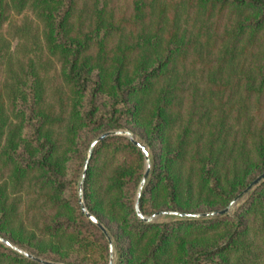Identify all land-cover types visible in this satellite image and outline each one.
<instances>
[{"label":"trees","instance_id":"1","mask_svg":"<svg viewBox=\"0 0 264 264\" xmlns=\"http://www.w3.org/2000/svg\"><path fill=\"white\" fill-rule=\"evenodd\" d=\"M27 1L69 109L45 103L31 62L6 96L0 43V162L14 185L35 181L45 210L36 231L10 229L18 204L1 186L0 237L52 262L108 264V241L82 214L76 187L92 139L110 129L137 133L151 151L144 216L222 210L264 173V0H0V28L11 2ZM248 52L258 60L238 79L230 115L188 94L194 57L230 77ZM143 172L141 151L124 137L99 143L88 163L84 203L114 241L113 264H264V180L233 216L145 223L135 212ZM0 264L40 263L0 244Z\"/></svg>","mask_w":264,"mask_h":264},{"label":"rangeland","instance_id":"2","mask_svg":"<svg viewBox=\"0 0 264 264\" xmlns=\"http://www.w3.org/2000/svg\"><path fill=\"white\" fill-rule=\"evenodd\" d=\"M0 43H2V46L4 48V56H3V59H1V67L3 70L2 74H3L4 94L7 96L11 92L12 84H13L12 83L13 77L19 74V71L22 67L26 66L28 63L31 62L34 64L36 68L35 70L36 73H38L41 77L43 88L45 87V93H46L45 103L48 104V106L52 109V111H58L60 109L62 110L63 115H66L69 109V93H68V90L64 82L62 81V78L59 75V66H58L57 60L51 57L50 55H48L45 50L44 40H43V24L37 18L36 13L31 10L29 1H27L26 3L20 2L18 4L16 3L14 4L13 2H11L9 9H8L7 20L5 21L3 26L0 28ZM263 45L264 44H260V47H263ZM257 60L258 58H256L254 53L248 52V53L241 55L236 60L237 66H235L236 71L233 72L234 75L229 77L227 76L228 73L225 70H222L218 74L214 72L210 73L208 70H205V68H203L204 65H206L209 62V60L203 59L202 57L201 58L194 57L189 62V66H187V70H186V73H187L186 83L189 88L188 94H190L191 92L195 93L196 94L195 97L200 98V99L201 97L205 96L206 102L208 103L206 104V107H208L209 109L215 108V110L213 109L214 110L213 113L215 115L220 114L219 112L230 115L228 112L232 110V106L234 105V103H236L240 95V84L237 85V81L242 75H246L247 68L253 65V63H256ZM238 61H240L239 66H238ZM241 67H243V69ZM212 81L215 82V84H213ZM214 85H219V87H221L222 92H218L217 90L214 91ZM262 105H264V98L262 100ZM253 109L255 110V107L254 108L252 107L251 111H253ZM253 112H251L250 115H253ZM254 116H260V114L254 112ZM112 130L130 131L128 129H110L102 133H105L107 131H112ZM130 132L132 133L133 137L138 142H140L146 147L148 151L149 158H150V171H149V176H150L151 170H152L151 151L149 147L147 146L146 142L137 133L133 131H130ZM102 133H100L94 139H92V142ZM116 137H123V136H116ZM124 138H127V137H124ZM90 145L86 152V157L88 155ZM97 145H99V143ZM143 161H144V158H143ZM145 170H146V164L144 161V172ZM8 175H9V170L4 167L3 162H0V187L4 186V189H5L4 191H6V195H7V202L9 204H13V203L18 204V210L15 211V213H17L16 218H15L16 220L9 221L10 229H16L18 228V223H22L24 225L25 232L36 231L37 229L40 228L41 220H42V217H44V213H45L44 205H43L44 200L42 199V195L44 196V192L42 193V191L38 190L39 188H38V185L35 183V181H33L30 184L29 179H28L30 177H28L27 179L25 178L22 181L23 183L19 184L20 186L19 187L17 185H14V183L9 182V180L7 179ZM81 177H82V173L78 179L77 187H76L77 200H78V184L81 180ZM140 182H139V185L136 191V197L140 189ZM146 183L147 181L145 182V185ZM257 185L258 184L253 186L247 193H245L241 198H239L236 202H234L231 205L233 200L236 198L235 197L226 206L228 207L230 205L231 207L227 214L217 215L215 217L233 216L234 212L245 203L250 193L255 189ZM143 188H142V191H143ZM136 197H135V202H136ZM83 198H84V192H83ZM211 212H215V211H211ZM205 213H209V212H205ZM154 214L147 215L146 217H151ZM195 214H203V213H195ZM171 217H174V216L157 217L154 219V221L150 223L167 221ZM215 217H208V218L200 217V218H193V219H212ZM180 218H185V217H180ZM189 219H192V218H189ZM257 223H258V220L257 218H255L254 223H253L254 228L256 227V225H258ZM102 225L104 226V224ZM108 235L110 236L111 241H112L114 259H115L114 241L109 233ZM9 241L16 247L22 249L20 246L15 244L13 241L11 240ZM3 246L6 247L5 245ZM22 250L29 254H32L28 252L27 250H24V249ZM259 252L260 254L264 255V249H262V251L260 250ZM38 258H41V257H38ZM54 263H58V262H54ZM60 264H64V263H60Z\"/></svg>","mask_w":264,"mask_h":264},{"label":"water","instance_id":"3","mask_svg":"<svg viewBox=\"0 0 264 264\" xmlns=\"http://www.w3.org/2000/svg\"><path fill=\"white\" fill-rule=\"evenodd\" d=\"M116 136H123V137H127L130 142L136 146L142 153L145 164H146V170L143 174L142 180L140 182V189L137 193V197H136V202H135V212L138 216V218L140 220H142L145 223H150L152 221H154L155 218L157 217H169V216H177V217H185V218H200V217H215L217 215H225L229 212L230 210V205L228 207H226L223 210L220 211H215V212H209V213H203V214H183V213H178V212H173V211H162V212H157L156 214H154L151 217H146L144 215H142V213L140 212L139 209V201L141 198V192H142V188L145 185V182L148 179L149 176V171H150V158H149V154L148 151L146 149V147L141 144L140 142H138L132 135V133L130 131L127 130H112V131H107L105 133H102L100 136H98L90 145L89 151H88V155L85 159L84 162V167H83V172H82V177L81 180L78 184V202L81 208V212L82 214H84V216L89 219L98 229H100V231L106 236V239L109 243V249H110V259H109V263L108 264H113L114 261V251H113V246H112V241L110 236L108 235L105 227L100 223V221L94 216L92 215L86 208L85 203H84V198H83V182L85 179V175L87 172V167H88V163L89 160L91 158L92 152L95 148V146L106 140L109 137H116ZM264 179V173H262L261 175H259L240 195H238L233 202L231 203V205L236 202L239 198H241L245 193H247L253 186H255L256 184H258L260 181H262ZM0 243H2L3 245H5L6 247L22 254L23 256L27 257L30 260H33L35 262H38L40 264H60V263H54V262H50V261H46L43 260L41 258H38L32 254H29L25 251H23L22 249L16 247L15 245H13L9 240L3 239L0 237Z\"/></svg>","mask_w":264,"mask_h":264}]
</instances>
